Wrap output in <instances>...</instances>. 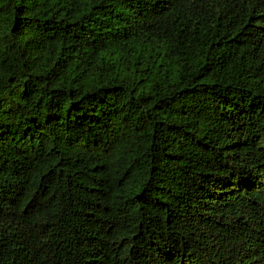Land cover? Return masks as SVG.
<instances>
[{
  "label": "trees",
  "instance_id": "1",
  "mask_svg": "<svg viewBox=\"0 0 264 264\" xmlns=\"http://www.w3.org/2000/svg\"><path fill=\"white\" fill-rule=\"evenodd\" d=\"M0 264H264V0H0Z\"/></svg>",
  "mask_w": 264,
  "mask_h": 264
}]
</instances>
